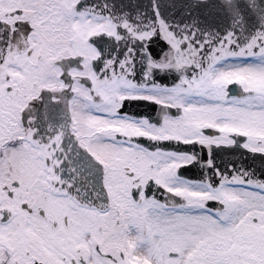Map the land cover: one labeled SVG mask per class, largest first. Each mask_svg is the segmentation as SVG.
<instances>
[{
  "label": "snow or ice",
  "instance_id": "snow-or-ice-1",
  "mask_svg": "<svg viewBox=\"0 0 264 264\" xmlns=\"http://www.w3.org/2000/svg\"><path fill=\"white\" fill-rule=\"evenodd\" d=\"M0 264H264V0H0Z\"/></svg>",
  "mask_w": 264,
  "mask_h": 264
}]
</instances>
